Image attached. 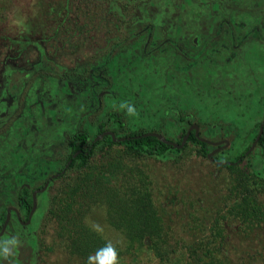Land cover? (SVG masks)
Returning <instances> with one entry per match:
<instances>
[{"label": "rangeland", "instance_id": "374dc122", "mask_svg": "<svg viewBox=\"0 0 264 264\" xmlns=\"http://www.w3.org/2000/svg\"><path fill=\"white\" fill-rule=\"evenodd\" d=\"M101 1L103 0H0V97L3 95L1 90H4L9 69L13 68L17 71L31 69V61L38 51V43L102 37L101 31L105 28L103 24L107 17L99 19L102 14L97 11L101 10L99 8ZM122 4L123 12L116 19H121L123 22V28L119 32L121 37L134 36L133 27L138 30L150 22L156 28L154 37L161 39L182 37L189 45L190 40L197 36L201 43L211 39L214 43L211 45H216L214 47L219 50H209L207 54L205 49L206 54L204 58L198 59V66L189 68L187 77H183L185 85H181L180 77L170 78L167 76L170 72L164 76L155 69L154 74L148 71L139 74L141 78L121 77L118 79L122 82L121 87L131 86L132 82L140 81V86L144 85L147 93L152 88L154 108L158 107L160 111L171 106L179 110L183 109V114L188 113L193 120H196L189 123H197L204 136L211 139L224 137L229 140L228 155L240 154L251 142L249 138L252 128L257 129L261 121H233V119H264V0H126L122 1ZM129 27L131 29H128ZM256 27L260 29L250 33ZM112 30L115 31V27L110 25L108 36L116 37V34H112ZM230 38L247 39L243 42L241 51L238 49L241 54L236 55L234 59H228L231 52ZM24 39L28 41L25 42ZM251 43L258 46H253ZM211 45L208 44L207 47L210 49ZM187 47L188 52H191L189 46ZM169 59L173 62V57ZM187 61L190 62L191 58H187ZM63 62L67 64L68 60L65 59ZM231 71L235 83H240L241 87H237L232 82V77L229 76ZM32 77L34 76L27 78L32 84L31 87L30 84L28 85L30 87L27 88L28 94L37 83L33 81L36 77ZM163 84H168L165 87L169 93L163 92L160 102L158 92L162 90L160 86L164 88ZM60 85L61 78L57 73L48 74V77L44 78L46 102L56 101ZM181 87L186 92L175 94L177 90L181 91ZM3 109L2 104L0 112ZM200 119L209 121H197ZM142 122H147L142 130L155 129L174 141L181 139L182 127L187 128L188 125L186 121L178 124H170V121ZM6 123L0 121V134H2L0 168L5 165L8 155V147L4 140ZM77 123L78 121H52L50 126L41 122L35 123V127L38 126L39 129L38 136L42 140L36 152L39 150V153H43L45 159L48 155L57 159L60 162L57 167L63 165L68 155L65 139L69 132L71 133L70 129ZM208 125L213 126L212 131L209 130ZM29 126L30 131L25 138L27 143L32 142L31 135L34 140L36 138L34 123H29ZM223 126L231 128H220ZM59 128L60 133L57 134L55 130ZM16 150L20 151L18 148ZM103 154L105 157L108 155L112 157L109 161L113 159L111 161L113 166L102 168L104 165L101 164L102 161L99 163L97 161L93 164V168L87 171L86 176L97 177L102 184L115 190L120 184L121 177L116 167L118 164L122 165L121 162H133L138 174L149 175L153 197L162 209L165 222L170 225L176 238L181 239V245L197 244L199 237L212 236L211 224L221 204L220 191L222 190L224 194L227 187L233 186L231 184L235 182L234 179H240L241 173L247 172V165L243 161L236 162L232 169L217 168L209 159L201 156L198 147L191 142L178 155L168 153L163 158L129 154L124 152L120 145L107 147ZM253 155L255 158H261V147H257ZM15 161L16 157L11 156L8 162L12 164ZM80 174L84 177L74 167L65 172L68 181L64 177L53 180L46 190L44 201L33 220L29 234H27L29 230L22 228L15 221L12 222L10 232L7 231L6 235L0 237V264L65 263L68 250L60 236L63 232L61 221L58 212L51 215L48 209L55 195L58 199L66 197L75 188ZM238 183L246 186V183L240 180ZM247 186L259 187L250 184ZM177 202L182 203L179 211L175 210ZM102 205L98 202L93 207L91 219H95V223L92 221V225L102 235L112 234L113 230L106 225V214ZM103 208L105 209L104 206ZM192 216L199 217L197 224ZM225 232L226 241L221 250L234 254L242 252L246 254L248 249H253L249 250L253 252L263 251L264 245L261 241L246 238L235 227L226 226ZM4 249L11 252L7 258L3 255ZM128 257H121L119 264H158L157 260L150 258L145 251L131 259Z\"/></svg>", "mask_w": 264, "mask_h": 264}, {"label": "flooded vegetation", "instance_id": "af4514ba", "mask_svg": "<svg viewBox=\"0 0 264 264\" xmlns=\"http://www.w3.org/2000/svg\"><path fill=\"white\" fill-rule=\"evenodd\" d=\"M122 1L126 0H103L100 4L104 8L109 3L114 4L118 11L123 12ZM103 25L105 28L101 31L102 37L73 38L65 39L62 42L51 40L53 43L50 41L48 44L38 43V51L31 61V69H20V71L13 68L9 69L4 90H1V95H3L0 97V105L3 104L4 107L3 111L0 112V121L7 122L4 125L6 134L4 140H6L5 144L8 147L5 165L0 168V237L6 235L7 231L10 232L13 221L22 228L29 230L27 231L29 234L33 227V220L44 201L46 190L51 186L53 180L59 179L66 171L74 168L75 164L72 165L71 163L77 155L82 154L91 158L92 149L101 150V143L105 142L108 136L113 142H121L128 138L124 136L128 132L141 131L142 134L158 132L151 128L142 130V127L146 126L147 123L142 121H149V123L152 121H174L175 124L186 121L187 128L181 126L182 131L185 130L181 139L175 141L179 143L190 126L198 125L197 123H189V121L196 120H193L188 113L183 114V109L179 110V108L171 106L160 111L158 107L154 108L152 106V88L147 93L144 85L140 86V81L132 82L133 85L131 86L122 85L121 87L122 82L118 79L125 76L141 78L139 74L144 71L154 74L156 69L158 73L164 74V76L170 72L168 77H180L181 85H185L183 77H187L189 68L198 66V59L204 58L206 52L209 54L208 52L211 50H219L214 47L216 45H211V43L214 44L213 41L208 39L201 43L199 38L195 36L188 45L185 38L182 37L162 39L154 37L156 28L150 22L138 30L133 27L132 35L134 36L132 37L120 36L119 32L123 28L122 20L115 18L110 21L107 16ZM110 25L115 27V31L112 30L111 32L116 34V37L108 36ZM259 29V27L253 28L250 33ZM24 41L28 40L24 39ZM229 41L231 52L228 59H234L236 55L241 54L238 49L241 51V46L247 39L230 38ZM208 44L211 45L210 49L207 47ZM251 44L258 46V44ZM219 45L224 46L225 44ZM187 46L192 50L191 52H188ZM169 57H173V62ZM187 58H191V61H187ZM65 59L68 60V66L63 62ZM53 73H57V76L61 78V85L57 92L59 96L56 97V101L46 102L43 82L48 74ZM232 75L233 71L229 72L232 82L237 87H241L240 83H235ZM30 76L36 77L32 78L37 83L34 88L29 90L28 94L27 88L32 85L27 80ZM29 84L30 87H28ZM142 84H144L143 80ZM166 85L164 88L160 86L162 89L158 92L160 102H162L163 92L169 93ZM254 85L257 86V84ZM182 89L183 87H181V91L177 90L175 94L183 92ZM160 102L158 105L161 104ZM121 105L134 106L136 113L128 115V106L121 107ZM258 119H233V121H261L257 129L253 128L255 129L253 138L245 154L254 152L257 147H261L263 154L264 119ZM204 120L209 121L206 119L197 121ZM52 121H78L70 129L71 133L69 132L65 139V149L68 150V155L65 163L59 167L57 166L60 162L57 159L49 155L45 159L43 153H39V150L36 152V148H40L42 140L38 136L39 129L38 126L35 127V123L40 124L41 122V124L50 126ZM219 121L223 120L219 119ZM29 123H34L36 138L34 140L32 135H29L32 142L27 143L25 138L30 131ZM199 127L198 125V138L203 137L216 142V144L209 143L213 146L210 152L217 149L210 156L211 158L219 151L227 149L228 139L224 137L211 139L204 136ZM55 131L57 134L60 133V128ZM109 132L114 134L115 140L112 139ZM191 132L194 130L192 129ZM158 133L164 135L163 132ZM258 133H260L258 140L253 149L248 151ZM52 134L55 133L52 132ZM164 136L172 140L167 135ZM119 138H124V140H118ZM225 140H228L227 146H225ZM260 141H262L261 144ZM208 154L207 157L209 158ZM11 156L16 157V161L9 164L8 161ZM209 161H213V158H209ZM214 161L218 164H225L224 162H226ZM33 193H36L35 198Z\"/></svg>", "mask_w": 264, "mask_h": 264}, {"label": "trees", "instance_id": "16d2710c", "mask_svg": "<svg viewBox=\"0 0 264 264\" xmlns=\"http://www.w3.org/2000/svg\"><path fill=\"white\" fill-rule=\"evenodd\" d=\"M99 8L101 10L97 12L102 14L100 20L107 16L110 20L117 19L118 15L122 14L116 9V5L111 3L106 8L100 4ZM169 123L173 124L174 122L170 121ZM208 127L210 131L213 130L212 125H208ZM220 128L229 129L231 127ZM254 130L252 128V132L250 131V141L253 138ZM142 133L141 131L125 133L124 136L128 138L121 142H113L108 136L105 142L101 143V150L92 149L91 158L79 154L72 159L71 164H75L77 172L82 173L84 177H81L80 174L75 188L66 197L58 199L55 195L48 209L51 215L58 212L61 221L63 232L60 236L65 241V247L68 250L64 264H88V257L95 254L108 242L115 245L119 252V260L124 256H129L128 259H131L145 251L150 258L156 259L158 264H263L264 246H262V252H253L249 251L253 249H248L246 254L243 252L234 254L221 250L226 241V226L235 227L246 238L257 239L264 245L263 154L261 153L259 159L254 157V152L245 154L250 145L248 144L236 156L228 155L227 149L212 156L211 163L214 166L229 169L234 168L237 159L241 158L240 161L247 165V172L241 173L238 180L246 183V186L234 179L235 182L231 184L233 186L227 187L224 194L222 190L220 191L222 192L220 194L221 204H219L211 224V237H199L197 244L185 243V245H181V239L176 238L170 225L165 222L162 209L153 197L149 175L138 174L133 162H121L122 165L118 164L116 167L121 177L120 184L115 190L102 184L97 177L86 176L87 171L93 168V164L97 161V163L102 161L101 164H104L102 168L113 166L111 163L113 159L109 161L112 157L109 155L105 157L103 154L107 147H113V145L122 146L124 152L129 154L156 158H163L168 153L178 155L191 142L198 147V153L201 156L209 159L207 154L213 148L209 143L201 141L194 132H191L186 144L181 149H176L155 136H142ZM259 143L261 144L262 141ZM214 160L230 161L234 164H218ZM61 177L68 181L65 174ZM247 184L259 187L251 188ZM96 200L97 203L103 204L106 225L113 230L112 234L102 235L92 225V221L95 223V219H91V211L97 204ZM181 205V202L175 203V210L179 211ZM198 219L199 217H194L196 224Z\"/></svg>", "mask_w": 264, "mask_h": 264}, {"label": "clouds", "instance_id": "9594fccd", "mask_svg": "<svg viewBox=\"0 0 264 264\" xmlns=\"http://www.w3.org/2000/svg\"><path fill=\"white\" fill-rule=\"evenodd\" d=\"M128 106V115H134L136 109L134 106L121 105V107ZM11 254L10 250L4 249L3 255L7 258ZM88 264H119V252L115 245L108 242L102 248L98 249L95 254L88 257Z\"/></svg>", "mask_w": 264, "mask_h": 264}, {"label": "water", "instance_id": "95a60500", "mask_svg": "<svg viewBox=\"0 0 264 264\" xmlns=\"http://www.w3.org/2000/svg\"><path fill=\"white\" fill-rule=\"evenodd\" d=\"M192 129L194 130L195 135L198 136V125L193 124V125L190 126L189 129L186 131V133H185L184 136L182 137V140H181L179 143L167 139L164 135H162V134H160V133H158V132H146V133L142 134V136L152 135V136L157 137L160 141H162V142H164V143H166V144H169L170 146H172V147H174V148H176V149H181V148L184 146V144L186 143V141H187V139H188V137H189L190 132L192 131ZM109 133H110V135L112 136V139L115 140L114 134H113L112 132H109ZM259 136H260V133H258L256 139L253 141V143L251 144V146H250V148H249L248 151H250V150L253 149V147H254L256 141L258 140ZM199 139H200L201 141H204V142H208V143H211V144H216V142L209 141L208 139L203 138V137H199ZM118 140H124V138H119ZM224 142H225V146H227V145H228V140H225ZM262 149H263V156H264V144H263V148H262ZM216 150H217V149L213 150L212 152H210V153L208 154V156H209L210 159H212L210 156H211ZM238 161H240V160L238 159L237 162H238ZM224 163H227V164H234V162H230V161H226V162H224ZM35 194H36V193H33V197H34V198H35ZM33 207H34V205H33Z\"/></svg>", "mask_w": 264, "mask_h": 264}]
</instances>
